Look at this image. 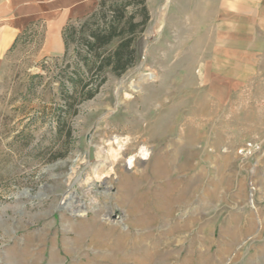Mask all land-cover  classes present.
<instances>
[{
    "label": "rangeland",
    "instance_id": "374dc122",
    "mask_svg": "<svg viewBox=\"0 0 264 264\" xmlns=\"http://www.w3.org/2000/svg\"><path fill=\"white\" fill-rule=\"evenodd\" d=\"M27 2L0 0V264H264L256 24L220 0H104L55 52L45 20L7 28ZM113 6L147 15L120 74L98 68L118 38L85 43Z\"/></svg>",
    "mask_w": 264,
    "mask_h": 264
},
{
    "label": "crops",
    "instance_id": "0c3cea01",
    "mask_svg": "<svg viewBox=\"0 0 264 264\" xmlns=\"http://www.w3.org/2000/svg\"><path fill=\"white\" fill-rule=\"evenodd\" d=\"M100 0H28L25 5L19 3L15 13L7 21V28L17 35L30 22L42 19L47 24L46 39L47 44L52 43L55 52H60L64 48V42L58 41L65 24L71 20H78L90 16L99 6ZM225 14H237L241 17L251 19L256 24L258 36L263 33L264 37V0H220ZM18 4V3H17ZM16 14V16H14ZM237 25V24H234ZM242 25V24H241ZM240 25V26H241ZM258 37V38H259ZM0 43L11 44L5 37H1ZM63 48V49H62Z\"/></svg>",
    "mask_w": 264,
    "mask_h": 264
},
{
    "label": "trees",
    "instance_id": "16d2710c",
    "mask_svg": "<svg viewBox=\"0 0 264 264\" xmlns=\"http://www.w3.org/2000/svg\"><path fill=\"white\" fill-rule=\"evenodd\" d=\"M104 4L100 0L99 6ZM114 15L104 27L90 32L91 40H85L92 55L99 58V50L108 45L113 39L118 38V43L107 56L100 58L98 68L110 67L116 74L124 72L134 62V48H132L136 30L143 26L147 20L145 7L142 8L143 18L140 22H133V16L124 17L122 6H113ZM104 19V15L102 14Z\"/></svg>",
    "mask_w": 264,
    "mask_h": 264
},
{
    "label": "water",
    "instance_id": "95a60500",
    "mask_svg": "<svg viewBox=\"0 0 264 264\" xmlns=\"http://www.w3.org/2000/svg\"><path fill=\"white\" fill-rule=\"evenodd\" d=\"M82 207H84V206L82 205Z\"/></svg>",
    "mask_w": 264,
    "mask_h": 264
},
{
    "label": "bare ground",
    "instance_id": "6f19581e",
    "mask_svg": "<svg viewBox=\"0 0 264 264\" xmlns=\"http://www.w3.org/2000/svg\"><path fill=\"white\" fill-rule=\"evenodd\" d=\"M129 165H130V163H129Z\"/></svg>",
    "mask_w": 264,
    "mask_h": 264
}]
</instances>
